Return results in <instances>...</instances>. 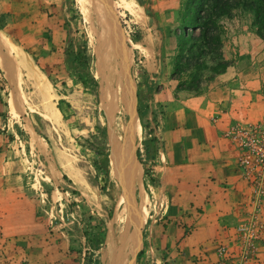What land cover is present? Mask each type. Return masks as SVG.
Masks as SVG:
<instances>
[{"label":"rangeland","instance_id":"1","mask_svg":"<svg viewBox=\"0 0 264 264\" xmlns=\"http://www.w3.org/2000/svg\"><path fill=\"white\" fill-rule=\"evenodd\" d=\"M116 1L131 60L130 75L136 83L137 111L138 84H142V111L146 113L136 121L116 106L108 114L102 103V62L98 60L97 41L76 0H0V28L39 69L50 94L48 108L39 104L36 111L15 115L9 108L10 86L0 72L2 133L9 136L13 130L15 134L14 140L10 138L6 144L9 146L7 167L11 175L20 178L21 216L12 222L16 228L13 236L17 239L14 264H105L110 241L118 250L132 232L130 209L119 175L127 181L122 157L134 149L143 165V183L150 202L148 219L138 228L137 242L129 246L128 264H184V261L185 264H264V118L253 126L234 124L223 134L236 151L235 166L250 200L241 210L240 223L226 225L218 219L219 238L214 239L213 255L201 251L194 256H182L177 248L157 251L149 246L147 237L152 223L158 220L174 224L188 237L199 232L194 215L199 217L204 210L190 208L182 210L181 215L171 213L165 205L168 202L158 191L161 178L154 169L156 163L151 162L143 146L145 140L155 138L158 128L155 95L169 85L185 95L209 90L218 76L213 69L221 64L220 54L229 63L224 72L235 62V55L226 59L224 49L231 41L235 45L232 30L257 33L254 15L238 7L220 20L223 29L220 51L207 50L203 42L192 45L188 41L191 34L188 29L182 35L186 46L183 51L178 36L182 33L180 15L186 0ZM198 35L199 30L194 32V36ZM144 48L153 50V54ZM188 50L198 53L199 63L204 62L207 69L198 67ZM82 51H86L90 72L99 82L97 94L81 85L68 63L70 56ZM196 77L201 80L200 89L187 90L197 84ZM111 84L109 98L119 99L113 79ZM60 100L71 106L61 104L64 114L59 109ZM112 141L119 150L118 163L110 161L106 173L100 168L102 152L109 153L110 160ZM133 199L140 213L141 199L136 187ZM223 231H228V241L222 238Z\"/></svg>","mask_w":264,"mask_h":264},{"label":"crops","instance_id":"2","mask_svg":"<svg viewBox=\"0 0 264 264\" xmlns=\"http://www.w3.org/2000/svg\"><path fill=\"white\" fill-rule=\"evenodd\" d=\"M232 33L235 45L231 41L224 49L226 59L235 55V62L216 77L209 90L185 95L169 85L155 95L158 128L154 135L158 140L155 157L150 160L156 163L154 169L161 178L158 191L173 215H181L182 210L190 208L204 210L201 216L194 215L199 232L188 237L174 224L158 220L152 223L147 241L157 251L177 248L182 256H194L201 251L213 255L214 239L219 238L218 219L222 224H238L242 208L248 206L250 194L239 179L236 151L223 134L234 124L256 125L264 118V41L248 30ZM144 50L153 54L149 48ZM3 129L1 115L0 264H14L17 239L12 222L21 216L20 178L11 175L7 167L6 144L10 138L14 140L15 134L11 130L6 136ZM148 216L149 209L144 224ZM223 232L222 238L228 241V231Z\"/></svg>","mask_w":264,"mask_h":264},{"label":"bare ground","instance_id":"3","mask_svg":"<svg viewBox=\"0 0 264 264\" xmlns=\"http://www.w3.org/2000/svg\"><path fill=\"white\" fill-rule=\"evenodd\" d=\"M76 4L84 21L90 26L91 34L97 41L98 60L99 63L102 62L100 96L107 113H113L116 106L123 114L130 113L133 120L136 121L139 118L136 108V83L130 75V55L125 47L117 12L119 3L116 0H76ZM0 69L10 86L9 108L11 113L20 115L26 110L33 112L40 105H44V109L48 108L49 87L47 88L44 84L42 73L29 61L25 51L15 44L2 29H0ZM111 79L117 85L119 99L115 96L109 98L108 90L112 85ZM25 89H30L33 92L27 94ZM110 145V161L113 160L117 165L119 150L113 141L110 142ZM122 163L126 170L127 181L119 173V184L126 192L132 232L118 250L110 241L105 264H128L129 246L132 242H137L138 228L146 220L147 205L150 202L143 183V165L137 159L135 149L125 153ZM134 187L139 192L141 199L140 213L138 208H135ZM136 219L138 220L135 221Z\"/></svg>","mask_w":264,"mask_h":264},{"label":"trees","instance_id":"4","mask_svg":"<svg viewBox=\"0 0 264 264\" xmlns=\"http://www.w3.org/2000/svg\"><path fill=\"white\" fill-rule=\"evenodd\" d=\"M184 7L185 8H183L180 15V29L182 30V33L178 36V39L181 42V49L183 51L186 50V46H184V38L182 35L184 33H187L188 29H191V34L188 35V41L191 42L192 45H196L197 42H203L204 47L207 48V50L209 49V51H220L223 47V29L220 24V20L224 17L230 16L232 11L238 7H242L244 11L251 12L254 15V26L257 29L256 34L262 40H264V0H186ZM197 30H199V35L196 37L194 36V32H196ZM187 52L190 54L189 56H191V58L193 57L198 62V67L207 69L204 62L199 63L200 55L198 53H195L193 50H188ZM202 52L205 53V50H203V48ZM180 57L182 58V55H180ZM218 58L219 60H221V64L217 65V67L214 68L213 71L215 72V74L219 75L221 73H224L226 68L229 66V63L227 64V62L224 61V58L221 56V54ZM68 63L73 69L75 78L81 83V85L97 94L99 82L95 78V76L90 72V64L86 51H82L77 54H74L73 56H70L68 59ZM0 72H2L1 69ZM4 81L5 83H7L5 77ZM194 81H198L197 84L194 87H189L187 90L197 92L200 89V78L196 77ZM138 86V112L140 118L142 119L145 116L146 111L144 113L142 111L143 98L141 96L140 91L142 88V84L139 83ZM64 103H66V106L68 108H71L70 104L65 102V100H60L59 109L63 114L65 112L62 109L61 104ZM157 140V138H151L143 142L147 156L151 160L154 159L156 154ZM102 153L103 159L101 160L100 168L103 169L106 173H109V153L105 151ZM97 244L98 241H96L95 245ZM140 255L141 252L137 256L138 259ZM96 261L97 263H99L100 260L98 259Z\"/></svg>","mask_w":264,"mask_h":264},{"label":"built area","instance_id":"5","mask_svg":"<svg viewBox=\"0 0 264 264\" xmlns=\"http://www.w3.org/2000/svg\"><path fill=\"white\" fill-rule=\"evenodd\" d=\"M253 126V125H252ZM226 251V250H225Z\"/></svg>","mask_w":264,"mask_h":264},{"label":"flooded vegetation","instance_id":"6","mask_svg":"<svg viewBox=\"0 0 264 264\" xmlns=\"http://www.w3.org/2000/svg\"><path fill=\"white\" fill-rule=\"evenodd\" d=\"M253 215H254V213H253Z\"/></svg>","mask_w":264,"mask_h":264}]
</instances>
